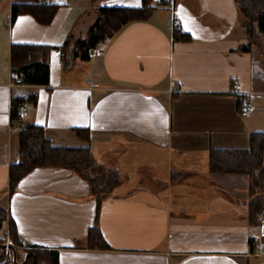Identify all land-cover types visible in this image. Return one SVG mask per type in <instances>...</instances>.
<instances>
[{
  "label": "crops",
  "instance_id": "crops-1",
  "mask_svg": "<svg viewBox=\"0 0 264 264\" xmlns=\"http://www.w3.org/2000/svg\"><path fill=\"white\" fill-rule=\"evenodd\" d=\"M13 2L0 0L7 236L11 219L22 242L55 249L58 264H264V199L251 204L247 174L208 166L211 148H246L251 132L264 131V33L250 42L235 0L151 1L158 4L147 18L126 22L88 59L72 57L64 41L84 39L100 5L142 0H46L57 4L48 23L28 12L12 17ZM21 17L28 19L18 24ZM14 43L52 46L47 83H10L19 77ZM15 97L25 101L12 118ZM28 124L41 125L52 145L88 146L125 177L99 202L85 179L58 166L32 168L10 191L9 166ZM73 127H86L89 139ZM94 227L102 240L88 235Z\"/></svg>",
  "mask_w": 264,
  "mask_h": 264
},
{
  "label": "trees",
  "instance_id": "trees-1",
  "mask_svg": "<svg viewBox=\"0 0 264 264\" xmlns=\"http://www.w3.org/2000/svg\"><path fill=\"white\" fill-rule=\"evenodd\" d=\"M152 0H142L137 7L105 6L97 8V17L89 26L84 39L68 38L63 47L72 57L88 59L91 48L104 37L113 35L126 22L147 18L157 6L150 5ZM237 11L242 15V24L252 40L264 33V0H235ZM57 8L56 3L44 0H14L12 17L20 12H28L41 22L48 23ZM189 39L190 34L174 30V38ZM52 46L14 43L10 47L12 71L25 83H47V53ZM247 48V46H245ZM60 51V50H59ZM264 62V59H263ZM35 101L34 96L27 97ZM25 101L23 97L12 99L11 115H19L18 107ZM238 109L242 110V101L238 99ZM74 132L84 140L89 139L86 127H73ZM19 160L9 166V189L12 191L17 181L36 166L65 167L78 174L89 184L92 195L99 202L108 196L119 184L120 174L115 168L105 167L96 162L88 146H55L44 134L41 125L28 124L19 131ZM208 166L212 172L243 173L249 177L248 191L254 196L251 204L259 208L264 199V131L249 134L246 148H211L208 154ZM6 218V212L0 208V228ZM8 236L11 240L9 253L0 239V264H58L57 251L34 244L22 242L16 234L15 224L10 219ZM88 235L102 240L96 227L90 228Z\"/></svg>",
  "mask_w": 264,
  "mask_h": 264
},
{
  "label": "built area",
  "instance_id": "built-area-1",
  "mask_svg": "<svg viewBox=\"0 0 264 264\" xmlns=\"http://www.w3.org/2000/svg\"><path fill=\"white\" fill-rule=\"evenodd\" d=\"M44 1H46V0H44ZM153 2H160L161 0H152ZM172 22H173V24L174 25H179L180 24V20L177 18V17H173L172 18ZM107 40H108V38L107 37H104L100 42H97L92 48H91V53H98V52H101L102 51V48H101V43H105V42H107ZM55 53L56 54H60V51H59V49H56L55 50ZM21 82V80H20V78L19 77H16V78H14V80L13 81H11L10 83L12 84V85H14V84H17V83H20ZM23 107H22V105L21 106H19V110H21ZM242 110H243V112H249L250 111V108L247 106V104L246 103H242ZM257 225H258V227H259V231H260V233H264V204H263V206L261 207V210H260V212H259V214H258V218H257Z\"/></svg>",
  "mask_w": 264,
  "mask_h": 264
},
{
  "label": "rangeland",
  "instance_id": "rangeland-1",
  "mask_svg": "<svg viewBox=\"0 0 264 264\" xmlns=\"http://www.w3.org/2000/svg\"><path fill=\"white\" fill-rule=\"evenodd\" d=\"M105 167H107V166H105ZM138 172L139 173H143V172H146V169L145 168H143V167H141V168H138ZM125 177V175H123L122 173H121V176H120V178H124ZM155 186H156V184H155V182L153 183ZM128 185V188L130 187V184H127ZM139 186H141V185H139ZM0 239H3V240H5L3 243V245L2 246H4L5 247V249H6V252L7 253H9V246H10V243H11V240H10V238L7 236V234H6V232H5V230L3 229V228H0ZM2 244V241L0 240V245Z\"/></svg>",
  "mask_w": 264,
  "mask_h": 264
},
{
  "label": "snow or ice",
  "instance_id": "snow-or-ice-1",
  "mask_svg": "<svg viewBox=\"0 0 264 264\" xmlns=\"http://www.w3.org/2000/svg\"><path fill=\"white\" fill-rule=\"evenodd\" d=\"M28 18H26V17H21L20 18V20H18L17 21V23L19 24V23H22V22H24L25 20H27Z\"/></svg>",
  "mask_w": 264,
  "mask_h": 264
}]
</instances>
